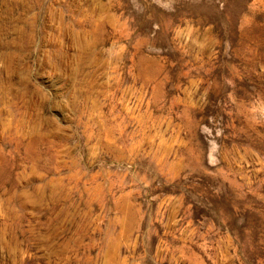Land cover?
Returning a JSON list of instances; mask_svg holds the SVG:
<instances>
[{
    "label": "rangeland",
    "instance_id": "obj_1",
    "mask_svg": "<svg viewBox=\"0 0 264 264\" xmlns=\"http://www.w3.org/2000/svg\"><path fill=\"white\" fill-rule=\"evenodd\" d=\"M0 264H264V0H0Z\"/></svg>",
    "mask_w": 264,
    "mask_h": 264
}]
</instances>
